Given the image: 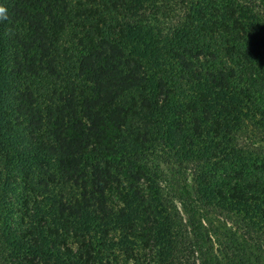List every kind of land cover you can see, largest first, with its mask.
Returning <instances> with one entry per match:
<instances>
[{
  "label": "trees",
  "instance_id": "trees-1",
  "mask_svg": "<svg viewBox=\"0 0 264 264\" xmlns=\"http://www.w3.org/2000/svg\"><path fill=\"white\" fill-rule=\"evenodd\" d=\"M0 8V264H264V0Z\"/></svg>",
  "mask_w": 264,
  "mask_h": 264
},
{
  "label": "clouds",
  "instance_id": "clouds-1",
  "mask_svg": "<svg viewBox=\"0 0 264 264\" xmlns=\"http://www.w3.org/2000/svg\"><path fill=\"white\" fill-rule=\"evenodd\" d=\"M5 11V9L0 8V13H3Z\"/></svg>",
  "mask_w": 264,
  "mask_h": 264
}]
</instances>
